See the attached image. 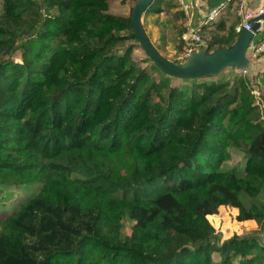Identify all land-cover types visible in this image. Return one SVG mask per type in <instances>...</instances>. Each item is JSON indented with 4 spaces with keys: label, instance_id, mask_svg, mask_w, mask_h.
Listing matches in <instances>:
<instances>
[{
    "label": "trees",
    "instance_id": "16d2710c",
    "mask_svg": "<svg viewBox=\"0 0 264 264\" xmlns=\"http://www.w3.org/2000/svg\"><path fill=\"white\" fill-rule=\"evenodd\" d=\"M159 1L144 15H170L180 55L187 14ZM0 3V186L39 184L0 219V264H264V243L220 241L210 221L228 205L264 225V120L245 78L141 66L131 14L109 0ZM238 10L211 25V50L237 39Z\"/></svg>",
    "mask_w": 264,
    "mask_h": 264
},
{
    "label": "rangeland",
    "instance_id": "374dc122",
    "mask_svg": "<svg viewBox=\"0 0 264 264\" xmlns=\"http://www.w3.org/2000/svg\"><path fill=\"white\" fill-rule=\"evenodd\" d=\"M174 1L175 0H160L158 4L164 6L165 8L166 4H169ZM135 2L136 0H109V11L117 15L128 16L131 14ZM0 9H1V3H0ZM218 18H216L214 22L210 23L209 25H206L204 30L201 31L202 37L204 36V38H206L207 36L206 33L209 32V29L211 28V25H213V23L215 24L217 23ZM143 20L149 30L150 35L161 47L162 44L161 42L158 41L159 34H163L166 33V31H168L167 29H165L163 25L167 24L169 28L170 15H168L167 13L162 14V13L151 12V13H146L143 16ZM159 27H162V29H164L163 32H161V28ZM172 32H173V40L170 41L171 43L169 49L176 50V45L178 44L179 38L176 31H172ZM262 35H263L262 32H257L254 38L258 39ZM166 40L167 39L164 36V41ZM132 41L133 40H127L121 47L126 48L132 43L134 44L135 42ZM161 49L167 54H169L167 58L171 60H177L176 58L179 55V53L176 54L173 51L170 52L168 49H165L164 46L161 47ZM247 50L249 54V49ZM134 57L135 60L139 61V64L141 66L143 67L150 66V62L146 59L147 56L143 48L139 45V43L134 44ZM14 59L20 61L19 55L16 54ZM251 61H252V65L248 67L249 69L246 74H243L241 69H237V68L233 69L231 67H226L218 74L217 77L218 79H229L232 85H236L237 84L236 81L238 82L240 77L245 78L248 81L251 92L254 93L256 103L259 104L262 109V119L264 120V80H263L264 71H261L262 68L260 65L254 67V65H256V62L254 64V61L253 60ZM156 75H158V73H156ZM204 80L210 81V78L209 79L199 78L194 81L195 83H197ZM178 81L179 80H176L175 84ZM180 83H183V81H181ZM245 161H246L245 154L242 151L238 150L232 152V158L227 163L230 166L233 165L243 166ZM38 190H39V184L22 186L20 192H16L9 185H4V186L1 185L0 186V219L12 213L18 207L20 198L23 199L27 198L35 194ZM238 212H239L238 208L236 207L222 205L220 206L218 213L210 216V221L216 228L220 241L228 239L234 234H238L242 237L254 236L262 243H264V225H260L254 219L238 220L236 218ZM123 222H124L123 230L126 233H130V225L132 221L129 218H125L123 219ZM213 257L215 260H220L221 258L220 254L217 252L213 254Z\"/></svg>",
    "mask_w": 264,
    "mask_h": 264
},
{
    "label": "water",
    "instance_id": "95a60500",
    "mask_svg": "<svg viewBox=\"0 0 264 264\" xmlns=\"http://www.w3.org/2000/svg\"><path fill=\"white\" fill-rule=\"evenodd\" d=\"M152 1L137 0L131 11V22L139 45L162 72L178 78L194 79L216 75L229 66L237 69L250 66L251 60L247 49L255 34L263 27L264 9L251 18V28L241 26L238 37L231 46L211 50L209 43L204 42L187 59L178 61L164 56L147 34L143 16Z\"/></svg>",
    "mask_w": 264,
    "mask_h": 264
},
{
    "label": "built area",
    "instance_id": "2783aa9c",
    "mask_svg": "<svg viewBox=\"0 0 264 264\" xmlns=\"http://www.w3.org/2000/svg\"><path fill=\"white\" fill-rule=\"evenodd\" d=\"M181 9L188 13L192 7L190 0H175ZM239 7V12L242 15V24L236 26V31L239 32L242 25L247 28H251V18L259 13V10H255L251 6V0H224L220 5L211 8L205 16V19L196 27H189L183 33L181 38L184 41L183 52L178 56V61H183L187 59L191 54L197 51L203 45V37L201 35V30L206 25L214 22V20L221 14V11L227 7L230 3L236 2ZM263 10V9H262ZM256 36V34H255ZM249 57L255 62H263L261 66V71H264V36L251 41L249 45ZM252 65V61H251ZM249 68L241 69L243 74L248 72ZM254 94V93H253Z\"/></svg>",
    "mask_w": 264,
    "mask_h": 264
},
{
    "label": "crops",
    "instance_id": "0c3cea01",
    "mask_svg": "<svg viewBox=\"0 0 264 264\" xmlns=\"http://www.w3.org/2000/svg\"><path fill=\"white\" fill-rule=\"evenodd\" d=\"M224 0H190L191 4H192V7L191 9L189 10L187 14V17L185 18V25L187 26L186 29H188L189 27H196L200 24V22L202 20L205 19V16L206 14L208 13V11L213 8V7H216L218 5H220ZM237 1L236 2H233V3H230L227 7H225L222 11H221V14L217 17L218 18V23L220 22H225V25L227 27H229L233 22V18H234V9L235 7L237 6ZM251 6L252 8H254L255 10H259V12L264 9V0H251ZM163 14V12H161ZM238 13L240 14L239 10H238ZM243 19V18H242ZM241 19V21L237 22V24L235 23V27L238 25V24H242L243 20ZM169 20V19H168ZM181 21H178L177 23H180ZM214 24V23H213ZM165 27V29H167L168 31H166V33H163V34H159V42H161L162 46L161 47H165V49H168L170 52L173 51L177 54V49L176 50H171L169 49V46H170V41L173 40V32L174 31L172 29V19L170 18V25H169V28H168V25L165 24L163 25ZM146 27V30H147V33L149 34L150 36V39L153 41V43H155L158 47H159V50L161 51L162 54H164V56L168 57L169 54H167L166 52H164L160 45L154 40V38H152V36L150 35L149 33V30L147 28V26L145 25ZM206 27V26H205ZM204 27V28H205ZM216 26H214L213 28H215ZM161 28V32H163L164 29H162V27H159ZM204 28H202L201 31L204 30ZM211 28V29H213ZM185 29V30H186ZM184 30V31H185ZM183 31V32H184ZM182 32V33H183ZM258 32H262L264 36V23H263V27L260 31ZM182 33L180 35V37L182 36ZM207 36L206 38H204L203 36V43L204 42H208L206 39H208L210 37V31L208 33H206ZM179 35V34H178ZM164 36L166 37V41H164ZM260 36V37H262ZM259 37V38H260ZM171 54V53H170ZM179 56V55H178ZM178 56L176 59H178ZM255 64V63H254ZM263 66V62H256V65L255 66ZM251 66V64H250Z\"/></svg>",
    "mask_w": 264,
    "mask_h": 264
}]
</instances>
